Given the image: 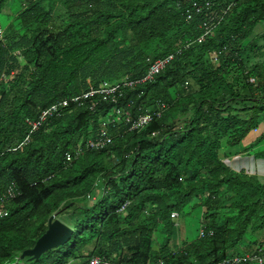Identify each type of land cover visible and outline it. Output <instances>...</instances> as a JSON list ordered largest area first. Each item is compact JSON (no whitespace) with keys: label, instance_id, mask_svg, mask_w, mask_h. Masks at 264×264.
Returning <instances> with one entry per match:
<instances>
[{"label":"trees","instance_id":"obj_1","mask_svg":"<svg viewBox=\"0 0 264 264\" xmlns=\"http://www.w3.org/2000/svg\"><path fill=\"white\" fill-rule=\"evenodd\" d=\"M7 1L0 0V14ZM186 1L19 0L12 21H0V199L11 185L16 193L0 216V264H87L94 256L221 264L230 252L264 247V180L219 159L222 139L233 148L260 130L243 151L264 142V60L250 63V53L261 56L253 30L264 23V0H212L211 11L230 7L202 40V24L210 20L204 14L211 12L187 20ZM177 49L153 80L123 88L116 104L52 119L17 148L29 130L25 119L89 86L139 80L147 58ZM156 102L169 104L161 117L138 131H126L122 120L118 129L108 127L110 145L65 165L64 154L94 136L113 108L124 107L135 119ZM180 115L178 125L165 124ZM255 158L264 159V150ZM196 205L211 219L205 228L212 235L174 250L170 215ZM54 212L68 217L70 239L18 259Z\"/></svg>","mask_w":264,"mask_h":264},{"label":"built area","instance_id":"obj_2","mask_svg":"<svg viewBox=\"0 0 264 264\" xmlns=\"http://www.w3.org/2000/svg\"><path fill=\"white\" fill-rule=\"evenodd\" d=\"M230 5L225 9L221 10L219 13L211 11L212 9V0H204L202 2L196 0L186 1L182 8L183 14L187 20L191 19L194 15H200L203 12L210 10L211 13L204 14L210 20L203 22L204 34L199 38L202 40L204 36H209L211 30L217 27V24L223 18V15L229 10ZM213 14L215 16H213ZM210 22V24H208ZM1 30V29H0ZM1 34V33H0ZM181 50L177 49L176 51H170L165 57L157 58L155 60H150L147 58L148 68L145 75L135 81H122V82H113V83H102L98 88H89L80 95L73 96L69 99L57 100L47 108L43 109L35 119H25L26 125L29 127L27 135L24 139L17 145V148L27 144L31 141V134L40 129L43 126L48 125V123L55 118H62L67 114L74 113L77 109L85 107L90 111L98 109L104 102H111L116 104L118 97L122 95L123 88H129L137 83H143L146 81L153 80L154 77L162 72L166 66L172 61L175 55L180 54ZM1 79L4 80L3 75ZM255 80H252V82ZM88 85L90 84L87 80ZM127 107L129 106L126 105ZM169 104L164 102H156L150 108L146 109L144 112L138 114L135 119H131V115L127 109L122 108H113V111L109 113L101 120L100 126L97 130V133L85 140H80L72 148L71 151L64 154V163L65 165L70 164L74 159H77L79 156L83 155L88 151H97L100 149L106 148L113 141V134L108 127L119 128V124L123 122V125H126V131H138L145 126H147L153 119L159 118L162 114L168 109ZM154 135V134H153ZM14 150V149H13ZM16 196L14 191V186L11 185L5 192V194L0 199V216H6L9 212V206L13 203V200ZM87 202L92 203L95 201V198L90 193L86 197ZM124 204L119 208L123 210ZM179 216V213L173 212L170 217L175 219ZM212 231L205 228L203 225L199 232V237L210 236ZM20 259V257L18 258ZM264 264V247L258 245L254 246L252 250L247 251L244 254H234L229 253L227 257L221 262V264ZM87 264H129L123 263L120 261H115L107 257L94 256L87 260ZM157 264H163L162 261H158ZM219 264V263H217Z\"/></svg>","mask_w":264,"mask_h":264},{"label":"rangeland","instance_id":"obj_3","mask_svg":"<svg viewBox=\"0 0 264 264\" xmlns=\"http://www.w3.org/2000/svg\"><path fill=\"white\" fill-rule=\"evenodd\" d=\"M19 6H20L19 0H8L6 2L5 6H4V8L0 14V21L3 25L12 21L13 16L19 10ZM60 12L61 13L63 12L62 9H60ZM215 31H216L215 29L211 30L208 35H213L215 33ZM253 32H254V35L259 37L258 43H259V46L261 49V51H260L261 56H259L257 52L250 53L251 65H253L254 62L260 63L264 60V36H262V34L264 33V23L262 22V23H259L258 25H256ZM0 33L2 35V29L0 30ZM212 59H213V63L217 61L215 56H213ZM4 79H5V77H4ZM8 80H9V78H8ZM251 81H252V79H251ZM149 107H151V106H149ZM182 117L183 116L180 115V117L178 119L175 117L169 118L165 124L171 125V124L175 123L176 125H178L180 122L179 120H182L181 119ZM259 132H260V130H257V131L253 130V135H251V137L256 138V136ZM245 143H246V138H244V140H242L240 145L238 146L239 149H241L242 151H243V149L246 148ZM224 144H225V140L222 139V147H224ZM225 146H226V144H225ZM222 149L219 152L220 161H221V156H222V151H223ZM262 150H264V142H260L257 146L254 145L253 147H249L247 149V151H243V152H246L249 156H252L255 158L256 153L258 151H262ZM98 195L99 194L97 191H96V193H93L94 198L95 197L97 198ZM193 203H194V201L191 202V204H193ZM202 212H203V209H202V206H200V205H196L193 208H189V206H186L185 208H183L182 211L179 212V216L177 218L173 219L175 225L173 227V233H172V237H171L169 243H170V246L174 250H177L178 248L182 247L188 241L196 239L199 236V232H200L201 227L203 225L211 222V219L209 217L202 216ZM49 217H48V219H49ZM59 218H57L56 215L54 216L55 220L57 219L58 221H60L64 225L68 226L72 230V228L69 226V220H68V217L66 215H64L60 219ZM48 219H47V222H48ZM259 235H261V237H264V232L260 233ZM158 240H159V238L155 234L154 235V243L156 246H158V244H159Z\"/></svg>","mask_w":264,"mask_h":264},{"label":"crops","instance_id":"obj_4","mask_svg":"<svg viewBox=\"0 0 264 264\" xmlns=\"http://www.w3.org/2000/svg\"><path fill=\"white\" fill-rule=\"evenodd\" d=\"M251 135H253V131L246 136L245 147L249 146V144L253 143L255 140ZM238 146L227 149L224 144V147H222L223 149L221 148L223 150L221 162L234 171H245L248 174L259 175L262 177V180H264V159L249 156L246 152H241L242 150L239 149ZM229 151H232L233 153L228 154L227 152ZM71 264H80V262H72Z\"/></svg>","mask_w":264,"mask_h":264},{"label":"water","instance_id":"obj_5","mask_svg":"<svg viewBox=\"0 0 264 264\" xmlns=\"http://www.w3.org/2000/svg\"><path fill=\"white\" fill-rule=\"evenodd\" d=\"M56 214L57 212H54L50 215L46 231L37 240L32 249H28L20 255V259L26 257H38L48 249L62 245L70 239L72 230L57 219L55 220L54 216Z\"/></svg>","mask_w":264,"mask_h":264}]
</instances>
